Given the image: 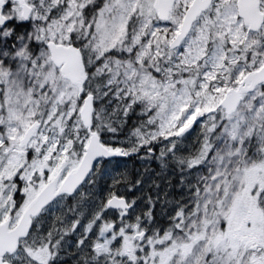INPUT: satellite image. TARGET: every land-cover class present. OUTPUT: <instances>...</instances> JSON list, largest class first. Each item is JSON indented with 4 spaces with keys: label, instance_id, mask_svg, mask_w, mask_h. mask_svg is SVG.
<instances>
[{
    "label": "snow or ice",
    "instance_id": "1",
    "mask_svg": "<svg viewBox=\"0 0 264 264\" xmlns=\"http://www.w3.org/2000/svg\"><path fill=\"white\" fill-rule=\"evenodd\" d=\"M161 144L178 198L98 196ZM77 233L73 264H264V0H0V264Z\"/></svg>",
    "mask_w": 264,
    "mask_h": 264
},
{
    "label": "trees",
    "instance_id": "2",
    "mask_svg": "<svg viewBox=\"0 0 264 264\" xmlns=\"http://www.w3.org/2000/svg\"><path fill=\"white\" fill-rule=\"evenodd\" d=\"M136 121L137 117L133 115L128 120V126L120 134L119 139L127 136L129 128H131L133 123ZM196 129H198V127H196ZM159 154L160 152L157 153L156 157L159 156ZM141 156H144V152H141L139 155L134 154L130 157L111 159L110 162L105 165L102 178L98 181V186L96 188L98 196L105 195L108 187L113 183V177L118 176L121 172H124L127 180L132 183H134L137 179L143 178V185L137 186L132 191H128L129 184L121 183L113 190L119 192L121 195H125L130 201L132 199L139 198L137 200L138 210L139 208L144 207L145 199L148 195H152L153 198L157 195V189L153 181L160 184L159 195L161 197V201H163L166 191L170 193V199L172 196H176L178 198V188L169 187L170 184L176 185L179 181L178 173L175 175L173 174L174 168L170 166L167 169H162L160 161L156 159L155 156L152 158L145 157L144 159H141ZM69 203H73V201L69 200ZM155 210L157 213V219L163 223L166 218L162 215L163 209L159 203L156 205ZM84 223H87V219H84Z\"/></svg>",
    "mask_w": 264,
    "mask_h": 264
},
{
    "label": "rangeland",
    "instance_id": "3",
    "mask_svg": "<svg viewBox=\"0 0 264 264\" xmlns=\"http://www.w3.org/2000/svg\"><path fill=\"white\" fill-rule=\"evenodd\" d=\"M197 127H198V129L193 130V131L188 135V139H187L184 143H182V144L180 145V147H181L182 149H184V148H190V147L192 146V144H193V142H194V140H195L197 134H198L199 131H200L199 126H197ZM125 137H126V136H125ZM125 137L120 138V140H123ZM118 146H119V145H118ZM162 147H163L162 144H161V145H157V149H156V151H155V153H154V156H155V157H156L157 153L160 152V149H161ZM80 231H82V228L80 229ZM75 238H78V233L75 235ZM69 242H70V244L72 245V247L69 249V252H70V250L73 248V243H72L73 241L70 239ZM68 256H69V257H68V260L71 261V263H73V259H72L71 255H68Z\"/></svg>",
    "mask_w": 264,
    "mask_h": 264
},
{
    "label": "flooded vegetation",
    "instance_id": "4",
    "mask_svg": "<svg viewBox=\"0 0 264 264\" xmlns=\"http://www.w3.org/2000/svg\"><path fill=\"white\" fill-rule=\"evenodd\" d=\"M72 240L73 242V248L70 250V252H69V254L68 255H70V253H71V251H73L74 250V248H75V241L78 239V238H75V235H70L69 237H67V240L69 241V240ZM67 255V258H66V260H65V264H73V263H71V261H69L68 260V256Z\"/></svg>",
    "mask_w": 264,
    "mask_h": 264
},
{
    "label": "water",
    "instance_id": "5",
    "mask_svg": "<svg viewBox=\"0 0 264 264\" xmlns=\"http://www.w3.org/2000/svg\"><path fill=\"white\" fill-rule=\"evenodd\" d=\"M115 158H119V157H115ZM113 159V158H112Z\"/></svg>",
    "mask_w": 264,
    "mask_h": 264
}]
</instances>
